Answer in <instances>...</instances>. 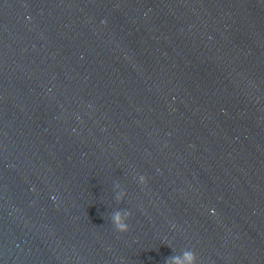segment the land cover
<instances>
[{
  "label": "water",
  "instance_id": "obj_1",
  "mask_svg": "<svg viewBox=\"0 0 264 264\" xmlns=\"http://www.w3.org/2000/svg\"><path fill=\"white\" fill-rule=\"evenodd\" d=\"M186 249L264 264V0H0V264Z\"/></svg>",
  "mask_w": 264,
  "mask_h": 264
},
{
  "label": "clouds",
  "instance_id": "obj_2",
  "mask_svg": "<svg viewBox=\"0 0 264 264\" xmlns=\"http://www.w3.org/2000/svg\"><path fill=\"white\" fill-rule=\"evenodd\" d=\"M139 182L145 184L146 177L140 176ZM119 188V185L116 186ZM125 193L120 191L117 193L115 199L120 201L123 199ZM131 216V213L128 211L117 210L111 214V221L116 231L120 233H127L129 231V225L126 223V220ZM166 264H197V255L192 250H183L182 253L178 255H173L166 259Z\"/></svg>",
  "mask_w": 264,
  "mask_h": 264
}]
</instances>
